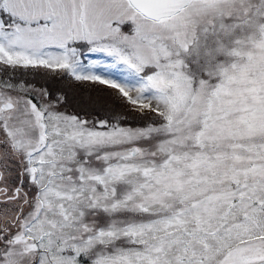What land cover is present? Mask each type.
I'll return each mask as SVG.
<instances>
[{
    "label": "snow or ice",
    "instance_id": "snow-or-ice-1",
    "mask_svg": "<svg viewBox=\"0 0 264 264\" xmlns=\"http://www.w3.org/2000/svg\"><path fill=\"white\" fill-rule=\"evenodd\" d=\"M0 264H264V0H0Z\"/></svg>",
    "mask_w": 264,
    "mask_h": 264
},
{
    "label": "trees",
    "instance_id": "trees-1",
    "mask_svg": "<svg viewBox=\"0 0 264 264\" xmlns=\"http://www.w3.org/2000/svg\"><path fill=\"white\" fill-rule=\"evenodd\" d=\"M56 89H64L67 91L69 96H77L87 98L89 95L95 96L96 92H91L90 89H93L91 85L85 84L81 85L78 83H68L65 81H57L54 85ZM98 87V86H97ZM71 111H77V108H74L71 104L67 105Z\"/></svg>",
    "mask_w": 264,
    "mask_h": 264
},
{
    "label": "rangeland",
    "instance_id": "rangeland-1",
    "mask_svg": "<svg viewBox=\"0 0 264 264\" xmlns=\"http://www.w3.org/2000/svg\"><path fill=\"white\" fill-rule=\"evenodd\" d=\"M94 58H96V57H94ZM98 87H100V86H98ZM90 90H91V92H94V89H90ZM66 108H67V111L72 112L68 107H66Z\"/></svg>",
    "mask_w": 264,
    "mask_h": 264
}]
</instances>
